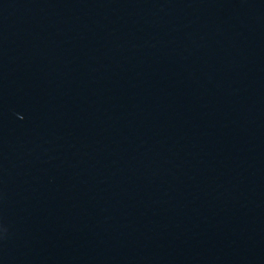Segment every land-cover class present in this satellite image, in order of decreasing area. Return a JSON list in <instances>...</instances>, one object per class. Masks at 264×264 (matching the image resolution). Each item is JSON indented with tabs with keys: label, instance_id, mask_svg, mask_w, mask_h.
Here are the masks:
<instances>
[{
	"label": "water",
	"instance_id": "obj_1",
	"mask_svg": "<svg viewBox=\"0 0 264 264\" xmlns=\"http://www.w3.org/2000/svg\"><path fill=\"white\" fill-rule=\"evenodd\" d=\"M0 264H264V0H0Z\"/></svg>",
	"mask_w": 264,
	"mask_h": 264
}]
</instances>
